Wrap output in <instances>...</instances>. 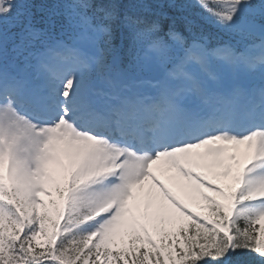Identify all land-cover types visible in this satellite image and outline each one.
<instances>
[{
  "label": "snow or ice",
  "instance_id": "obj_1",
  "mask_svg": "<svg viewBox=\"0 0 264 264\" xmlns=\"http://www.w3.org/2000/svg\"><path fill=\"white\" fill-rule=\"evenodd\" d=\"M0 264H264V0H0Z\"/></svg>",
  "mask_w": 264,
  "mask_h": 264
},
{
  "label": "trees",
  "instance_id": "obj_2",
  "mask_svg": "<svg viewBox=\"0 0 264 264\" xmlns=\"http://www.w3.org/2000/svg\"><path fill=\"white\" fill-rule=\"evenodd\" d=\"M37 2H39V0H37Z\"/></svg>",
  "mask_w": 264,
  "mask_h": 264
}]
</instances>
